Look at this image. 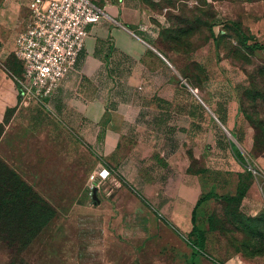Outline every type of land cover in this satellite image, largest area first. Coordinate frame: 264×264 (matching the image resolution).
I'll return each instance as SVG.
<instances>
[{
    "label": "rangeland",
    "instance_id": "rangeland-1",
    "mask_svg": "<svg viewBox=\"0 0 264 264\" xmlns=\"http://www.w3.org/2000/svg\"><path fill=\"white\" fill-rule=\"evenodd\" d=\"M31 1L16 0L17 33ZM140 1L163 15L144 56L51 102L23 99L14 40L0 45L20 95L0 115V264H264V0ZM95 99L135 118L122 144L143 156L106 180L65 113ZM157 129L170 167L147 162ZM14 175L34 197L14 204Z\"/></svg>",
    "mask_w": 264,
    "mask_h": 264
},
{
    "label": "crops",
    "instance_id": "crops-1",
    "mask_svg": "<svg viewBox=\"0 0 264 264\" xmlns=\"http://www.w3.org/2000/svg\"><path fill=\"white\" fill-rule=\"evenodd\" d=\"M140 2V0L133 2L132 0H108L103 8L107 17L90 28L77 69L71 71L64 80L72 77L79 78V83L85 85L88 79L100 75L102 72L108 71L109 74H112L116 62L120 60L119 56L122 57V61L125 59L138 60L144 56L143 47L150 46L151 42L143 30L154 25L159 27L160 24L156 23L154 18H161L163 15L159 13L152 15L146 9L147 6ZM21 7L20 4L16 5V0L0 1V45L14 40L16 47L19 35L17 31L21 24L18 11L21 10ZM24 22L25 20H23ZM3 30L8 32L4 34ZM62 91L63 89L60 87L49 102L57 99ZM19 101L17 82L9 75V71L5 67L0 66V115L4 116L7 110L16 108ZM122 107L123 105H108L106 101L95 99L86 102L81 113H72L70 108L65 112L69 115V124L80 128V133L85 141L101 157V170H106L110 174L114 171L121 172L127 163L140 165L143 161V156L135 157L133 154L135 150L132 152V149H126L122 144L127 125L135 121V118L123 115L120 111ZM236 125L235 119L232 124L226 123V126L232 130ZM166 140H168L167 133L159 134L158 129L157 132L152 131L149 144L150 152L147 153L149 156L147 162L151 166L163 164L170 167L174 164L169 149L165 148V145L162 146Z\"/></svg>",
    "mask_w": 264,
    "mask_h": 264
},
{
    "label": "built area",
    "instance_id": "built-area-1",
    "mask_svg": "<svg viewBox=\"0 0 264 264\" xmlns=\"http://www.w3.org/2000/svg\"><path fill=\"white\" fill-rule=\"evenodd\" d=\"M27 28L16 40L23 99L44 102L77 69L90 28L107 17L91 0H33ZM98 176L106 180L110 172ZM95 175L92 179H95Z\"/></svg>",
    "mask_w": 264,
    "mask_h": 264
},
{
    "label": "trees",
    "instance_id": "trees-1",
    "mask_svg": "<svg viewBox=\"0 0 264 264\" xmlns=\"http://www.w3.org/2000/svg\"><path fill=\"white\" fill-rule=\"evenodd\" d=\"M21 70H22V67H21ZM14 184H15V187H16V194L14 195V204H18V202L20 201H25V196H31V197H34L32 194V189L30 188V186H28V184H26L23 180L20 179L19 176L17 175H14ZM143 199V198H142ZM145 201V199H143ZM200 203H198V206H199ZM195 214V212L193 213V215ZM195 217V215H194ZM262 217V216H261ZM260 217V218H261ZM196 231V234L200 235L201 237V240L199 241V246L201 248L204 247L205 245V241L203 239V234H201L199 231L195 230Z\"/></svg>",
    "mask_w": 264,
    "mask_h": 264
},
{
    "label": "water",
    "instance_id": "water-1",
    "mask_svg": "<svg viewBox=\"0 0 264 264\" xmlns=\"http://www.w3.org/2000/svg\"><path fill=\"white\" fill-rule=\"evenodd\" d=\"M151 49H153L152 47H150ZM162 59H164L169 65L170 63L159 53L157 52L155 49H153ZM171 66V65H170ZM194 92V91H193ZM205 105V104H204ZM94 199L97 200V196H96V191H94Z\"/></svg>",
    "mask_w": 264,
    "mask_h": 264
}]
</instances>
